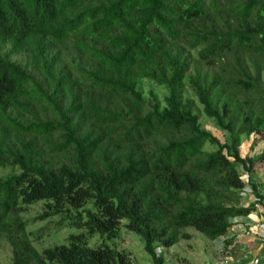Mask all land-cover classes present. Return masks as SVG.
<instances>
[{
    "label": "trees",
    "instance_id": "trees-1",
    "mask_svg": "<svg viewBox=\"0 0 264 264\" xmlns=\"http://www.w3.org/2000/svg\"><path fill=\"white\" fill-rule=\"evenodd\" d=\"M141 79L165 87L164 101L148 100ZM251 134L264 137V0H0V168H10L0 238L11 264H133L108 241L123 220L155 264L157 248L191 238L186 227L219 238L256 208L242 194L264 164V150L241 152ZM54 216L82 231L38 250L44 229L28 225Z\"/></svg>",
    "mask_w": 264,
    "mask_h": 264
},
{
    "label": "rangeland",
    "instance_id": "rangeland-1",
    "mask_svg": "<svg viewBox=\"0 0 264 264\" xmlns=\"http://www.w3.org/2000/svg\"><path fill=\"white\" fill-rule=\"evenodd\" d=\"M13 58L19 59L20 56H13ZM140 86L144 96L148 100H151V92H154L161 101H164V97L167 94V89L165 87L148 79H141ZM198 110L200 113V121L204 128L210 130L224 142L226 140L225 132L219 129L214 122L201 111V107H199ZM241 150L243 155H254L262 152L264 150V137L256 134L245 136L241 144ZM9 171L10 168H0V176L5 175ZM255 198L256 197H254V200ZM43 206L42 202L27 206L24 216L30 218L37 216L42 211ZM58 219L59 217L54 216L45 220L31 222L28 225V230L34 231L35 233L36 231L41 232V229H44L42 231L43 236L39 239H34L32 242L38 250L56 244L66 243V238L69 235L82 231V229L71 226L67 222L64 226L60 227L56 223ZM125 223L126 220H123L120 235L116 239L108 240L109 243L112 244L119 241V248L125 247L132 250L133 264H155L151 255L144 249L145 240L143 236L137 232L128 230L124 225ZM186 230L192 234L191 238L181 239L173 246L165 248V252L169 249L171 253L178 254L181 259V264H216V261L221 260L220 257L223 252L218 249L216 239H211L193 226L186 227ZM100 241L101 237L97 235L91 240L90 245L94 246ZM12 256L13 252L11 246L4 241V238H0V264H11Z\"/></svg>",
    "mask_w": 264,
    "mask_h": 264
},
{
    "label": "crops",
    "instance_id": "crops-1",
    "mask_svg": "<svg viewBox=\"0 0 264 264\" xmlns=\"http://www.w3.org/2000/svg\"><path fill=\"white\" fill-rule=\"evenodd\" d=\"M258 164L248 179L256 183L257 191L263 199L254 200V194L243 197L244 205L257 201L256 208L248 215L235 217L227 233L216 238L217 247L223 252L221 260L216 261V264H253L255 257L264 260V241L256 234L248 232L251 225L264 223V164ZM158 250L164 257V264H181L178 254L171 253L169 249L165 252V247H159Z\"/></svg>",
    "mask_w": 264,
    "mask_h": 264
},
{
    "label": "built area",
    "instance_id": "built-area-1",
    "mask_svg": "<svg viewBox=\"0 0 264 264\" xmlns=\"http://www.w3.org/2000/svg\"><path fill=\"white\" fill-rule=\"evenodd\" d=\"M248 175H244V179L245 181H247L246 185L244 186V188L242 189V194L243 196L249 195V194H254L255 193V189L253 187V185H251L248 182ZM256 200L258 201V198L256 197ZM257 204V203H256ZM249 233H253L256 234L257 236H259L263 241H264V223H256L254 225H251L249 227ZM158 253H160L159 250H157ZM253 264H264V260L261 259L260 257H255L253 259Z\"/></svg>",
    "mask_w": 264,
    "mask_h": 264
}]
</instances>
